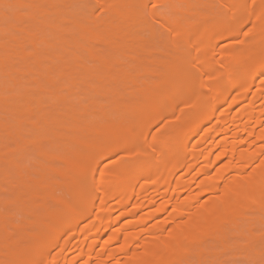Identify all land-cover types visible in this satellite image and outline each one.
I'll list each match as a JSON object with an SVG mask.
<instances>
[{
    "label": "bare ground",
    "instance_id": "1",
    "mask_svg": "<svg viewBox=\"0 0 264 264\" xmlns=\"http://www.w3.org/2000/svg\"><path fill=\"white\" fill-rule=\"evenodd\" d=\"M78 1L0 0V264L260 256L264 0Z\"/></svg>",
    "mask_w": 264,
    "mask_h": 264
},
{
    "label": "rangeland",
    "instance_id": "2",
    "mask_svg": "<svg viewBox=\"0 0 264 264\" xmlns=\"http://www.w3.org/2000/svg\"><path fill=\"white\" fill-rule=\"evenodd\" d=\"M94 0H79L78 1V3H77V7L78 6H80L81 7V9H83V8H90V7H92V6H94ZM160 9H164V8H161L160 7ZM153 23H154V25L156 26V29L158 30V32L161 34V39H162V41L164 40V41H166L168 38H170V36H171V33L162 25V24H159V23H157V22H155V21H153ZM85 60L87 61V63L89 64V65H92V63L88 60V58L86 57L85 58ZM95 83V85H96V82H94ZM91 89V88H90ZM78 90V89H77ZM74 91H76V89H74ZM64 93H65V91H64ZM74 93V92H73ZM78 93H79V91H78ZM74 94H76V93H74ZM81 94L83 95V96H86L87 98H92L94 95H99V94H96L95 93V91L94 90H89V89H86V90H81ZM82 95H80V96H82ZM71 98H74V97H71ZM71 98H68L69 100L71 99ZM97 98H99V96H97ZM96 97H95V99H92L93 101H95L96 99H97ZM100 98H101V100H100ZM100 98H99V100H96V101H98V102H100V103H98L97 102V104L98 105H100L101 103L103 104V102H102V97L100 96ZM67 99V100H68ZM81 99V98H80ZM74 100H77L78 102H79V99H75L74 98ZM73 100V101H74ZM82 101H80L81 102V104H83V101H85L84 99H81ZM57 101V100H56ZM70 102H72V101H69V102H67V104H66V107H68L69 105H71V103ZM62 103V102H61ZM64 104V103H63ZM80 103H78V105H81ZM51 105H53L52 107H56V110H58V109H61L62 107H64V106H57V105H55V99L54 100H51ZM60 105H62V104H60ZM86 105V104H85ZM73 106V105H72ZM82 106V105H81ZM61 110H63V109H61ZM5 115H7V113L2 109V108H0V120H6V119H8L10 116H5ZM27 153V154H26ZM26 153H24L25 154V156H24V154L22 155V158H24V160H22V162H25L26 164L27 163H29L28 161H32V162H34V161H36V162H38V160H39V157H38V155H37V153L34 151V150H28V151H26ZM26 159V160H25ZM4 188V190L5 191H3L2 190V188H0V190H2V193H1V191H0V202H2V206H3V204H4V201H6L7 199H6V197H11L10 196V193L8 192V191H6L7 189H5V187H3ZM4 198H5V200H4ZM8 199H10V198H8ZM8 201V200H7ZM5 205V204H4ZM12 205L13 204H11V203H9V209L10 208H12V209H10L9 211L10 212H12V214H13V207H12ZM7 207H8V205H7ZM1 209H2V207H0ZM14 208H18V205H14ZM19 209V208H18ZM18 209L16 210L15 209V212H16V214L14 215V221H16V222H18L16 219H18V218H20V215L19 214H22V212H21V210H20V212L18 211ZM7 210V209H6ZM2 211H3V209H2ZM4 212H5V210H4ZM17 216V217H16ZM21 217H23V214L21 215ZM257 222H258V224H257ZM256 222V224L254 225V232L255 231H258V229L257 228H259L260 230H263L264 231V222H260V221H257ZM259 232H261V231H259ZM257 233V232H256ZM263 241H261L258 245V250L260 249V252H261V255L260 256H258L259 257V259L257 260V258L254 256H252V253L251 254H246V253H241V252H243L240 248H237V251H236V249H233V251H232V249H231V253H228L227 254V252L229 251L230 252V250H227L226 252H224L221 256H222V258H221V260H220V263L221 264H224V262H225V264H263L264 263V253H263V251H264V247H263V245H264V238L262 239ZM262 243H263V245H262ZM239 249V250H238ZM262 250V251H261ZM239 251V252H238ZM241 251V252H240ZM254 255V254H253ZM263 255V256H262ZM218 263H219V261H218Z\"/></svg>",
    "mask_w": 264,
    "mask_h": 264
},
{
    "label": "snow or ice",
    "instance_id": "3",
    "mask_svg": "<svg viewBox=\"0 0 264 264\" xmlns=\"http://www.w3.org/2000/svg\"><path fill=\"white\" fill-rule=\"evenodd\" d=\"M153 7H156V5H153Z\"/></svg>",
    "mask_w": 264,
    "mask_h": 264
}]
</instances>
